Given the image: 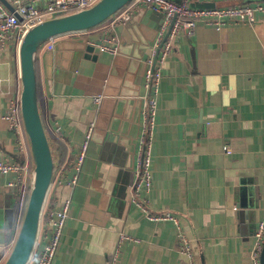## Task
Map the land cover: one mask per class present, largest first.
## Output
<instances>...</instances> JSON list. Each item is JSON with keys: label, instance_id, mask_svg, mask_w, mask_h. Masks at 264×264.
Instances as JSON below:
<instances>
[{"label": "crops", "instance_id": "1", "mask_svg": "<svg viewBox=\"0 0 264 264\" xmlns=\"http://www.w3.org/2000/svg\"><path fill=\"white\" fill-rule=\"evenodd\" d=\"M225 1L213 3L223 7ZM203 3L190 1L194 8ZM162 21L150 8L134 9L132 43L114 31L116 55L88 58L79 49L86 41L103 43L110 21L59 37L52 50L45 44L38 53L42 119L48 135L66 147L69 176L89 124L96 125L53 264H108L115 253L117 264H251L254 232L264 219V18L229 22L220 30L201 22L193 36L180 34L162 66L153 188L138 200L151 214L180 218L191 259L181 252L173 223L150 221L131 202L145 75ZM20 39L16 32L0 49V159L25 162L28 155L17 150V137L4 120L19 100ZM97 94L104 96L100 105L93 101ZM106 135L119 144L113 163L102 159ZM122 167L124 189L113 196ZM15 177L0 174V264L15 241L29 189V183L26 191L8 187ZM68 196L54 184L46 205L58 207ZM122 233L132 240L120 244Z\"/></svg>", "mask_w": 264, "mask_h": 264}, {"label": "built area", "instance_id": "2", "mask_svg": "<svg viewBox=\"0 0 264 264\" xmlns=\"http://www.w3.org/2000/svg\"><path fill=\"white\" fill-rule=\"evenodd\" d=\"M99 0H32L25 4L22 0H12L10 3L15 6V12L5 8L0 2V49L6 50L14 33H20L21 37L28 27L44 21L47 18L72 13L78 10L87 9ZM191 0H134L129 6L123 8L110 21L111 27L104 35L103 43H93L100 53L117 54L118 47L112 45L119 42L117 31L119 25L126 24L132 16L134 9L138 7L150 8L155 13L162 15L163 21L156 37L153 55L157 54V60L150 61L151 67L145 75L144 87L147 91L146 105L142 112V131L139 136V146L137 151L136 165L134 169V181L130 187L131 202L137 204L145 212L146 217L154 222H171L176 226L178 237L181 240L180 250L190 259L193 257L187 237L182 232L180 218L171 213H149L139 202L138 197L143 193H150L153 188L152 174V149L154 146L156 117L158 114V100L160 97V84L163 78L162 66L167 61L174 50L176 39L180 34L185 33L193 36L196 33L199 23L213 26L220 30L229 22L232 23H252L257 17L264 18V3H248L230 7L215 8H194L190 4ZM204 3L215 0H201ZM43 4V6H39ZM18 14L21 19H19ZM112 32L108 38L107 34ZM117 33V32H116ZM51 40L47 42L48 49L54 48ZM109 42L110 45L105 44ZM104 96L97 94L93 101L100 105ZM4 120L13 130L17 137V150L25 152L28 158L25 162L4 157L0 159V174L16 177L9 180L7 186L10 188L26 191L31 177L30 152L23 128L19 100L9 108L4 116ZM95 123H90L81 143L80 152L76 158L75 172L68 175L67 161L55 169L53 183L65 187L69 196L63 199L58 207H47L45 204L38 241L35 251L29 264H53L54 258L60 246L64 228L69 217L70 208L73 201V192L78 185L83 164L86 160L90 144L93 140ZM227 153L231 151L225 148ZM52 188V187H51ZM125 240H132L131 237L122 233L120 244ZM119 244V245H120ZM264 247V219L258 222L254 232V244L250 253L251 264H261V251ZM118 253H115L108 264H117Z\"/></svg>", "mask_w": 264, "mask_h": 264}, {"label": "water", "instance_id": "3", "mask_svg": "<svg viewBox=\"0 0 264 264\" xmlns=\"http://www.w3.org/2000/svg\"><path fill=\"white\" fill-rule=\"evenodd\" d=\"M134 0H99L93 6L72 13L47 18L44 21L28 27L20 39L18 46V61L20 73L19 104L31 158V177L29 193L25 204L23 217L15 241L2 264H29L38 241L42 213L50 193L56 169L48 133L44 125L38 95L37 56L47 42L65 35L79 34L95 29L129 6ZM0 2L11 12H15L8 0ZM264 3V0H229L220 6L230 7L248 3ZM216 3H203L201 7L215 8ZM21 19V17L16 14ZM131 19L117 27V31L125 44L132 43ZM119 43V42H118ZM119 45V44H118ZM82 48V49H81ZM79 49L88 58L97 57L100 51L93 43L86 41ZM119 49V47H118ZM159 49L154 57L157 60ZM107 136V135H106ZM102 141V159L113 163L118 154L119 144L114 136H107ZM118 169V179L115 181V191L124 189L126 176L123 167ZM119 181V182H118ZM121 183V186H119ZM261 264H264V247L261 251Z\"/></svg>", "mask_w": 264, "mask_h": 264}, {"label": "trees", "instance_id": "4", "mask_svg": "<svg viewBox=\"0 0 264 264\" xmlns=\"http://www.w3.org/2000/svg\"><path fill=\"white\" fill-rule=\"evenodd\" d=\"M48 137H49V141L51 144V149L53 152L54 161L56 163V166L59 167L65 162L64 160H65L66 154H67L66 147L60 140L53 139L49 135H48ZM28 193H29V189H27V191H26L25 204L27 201ZM25 204H24V209H25ZM24 209H23V213H24Z\"/></svg>", "mask_w": 264, "mask_h": 264}]
</instances>
